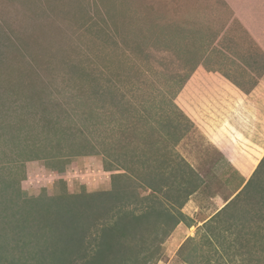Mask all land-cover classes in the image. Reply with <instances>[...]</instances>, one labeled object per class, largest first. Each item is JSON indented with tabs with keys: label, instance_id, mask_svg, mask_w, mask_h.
Returning <instances> with one entry per match:
<instances>
[{
	"label": "rangeland",
	"instance_id": "374dc122",
	"mask_svg": "<svg viewBox=\"0 0 264 264\" xmlns=\"http://www.w3.org/2000/svg\"><path fill=\"white\" fill-rule=\"evenodd\" d=\"M263 78L264 0H0V200L16 205L0 226L16 220L19 242L0 246V264H82L88 255L42 253L61 240L28 200L113 190L122 173L124 212L147 214L129 224L125 250L147 264H264V164L228 209L196 221L184 207L201 176L182 152L206 150L194 135L218 117L226 84L249 93ZM34 144L43 158L22 163ZM168 162L169 185L146 190ZM236 164L250 175L257 160ZM159 206L206 224L181 244L170 223L156 232L160 213L147 212ZM110 211L98 226L114 223Z\"/></svg>",
	"mask_w": 264,
	"mask_h": 264
},
{
	"label": "trees",
	"instance_id": "16d2710c",
	"mask_svg": "<svg viewBox=\"0 0 264 264\" xmlns=\"http://www.w3.org/2000/svg\"><path fill=\"white\" fill-rule=\"evenodd\" d=\"M228 76V75H227ZM229 77V76H228ZM230 78V77H229ZM239 85V84H238ZM244 86V85H243ZM242 85H239L242 89L245 91H250L251 89L244 88ZM38 144H34L33 147V152L30 154V156H26L23 160L22 158H19L22 160V163L24 161L28 160H35V159H41L43 157H40V153L37 148ZM44 153V155H47L49 152H43V151H49L47 148L46 149H39ZM84 153V152H82ZM38 156V157H37ZM35 157V158H33ZM37 157V158H36ZM18 159V160H19ZM18 160H16V165L19 164ZM186 166L191 168L192 166L185 162ZM264 164V157L262 158L261 162L259 163L258 167L253 173V176L248 180L246 185L242 188V190L236 195L234 199H232L223 209L218 211L216 215H214L211 219L215 218L218 214H220L225 208H229V205L233 204L235 201L238 200L239 195L241 192H243L252 182L255 174L258 172V170L262 167ZM165 165V166H164ZM169 162L163 163V166L159 163V165L156 166L159 167L156 170H151V172L155 175L153 177V180H146L147 185H146V190H151L154 191L155 194H158L159 192H162L164 189V186L169 185L162 177L160 176V173L166 172L168 173L166 169H168ZM116 168H108L107 170L113 171ZM128 169V168H127ZM193 170V167L191 168ZM26 173L24 172L23 177L25 178ZM127 175V173H122V174H112L113 176V183L115 185V188L113 190H105V191H97V192H84V193H79V194H71L67 192L65 195H59L56 197H48L47 199L42 197H38L35 199H29L28 202L30 201L31 207L35 210H40L42 209L44 212L41 214L42 220L45 222H41V225L43 227V232L45 233L47 229L52 232V230H56L58 233L59 237L58 240H61V246L58 249L54 250L53 247H51L54 251L50 249H46V251H43V254H85L88 256L84 260L82 264H147L150 263L152 260L149 258L144 257V255H141L142 251L139 253H133L132 251L125 250V242L127 239H129L128 234L130 232H135L133 229V226H129L131 221L136 220L140 221L142 217H145L147 214L141 215L140 217L133 216V214L129 215V212H124L125 206L128 204L126 202V199L115 196L114 190H122L123 189V182L121 186H117V180L114 181L116 177H121L122 175ZM158 174V175H157ZM120 175V176H119ZM248 176V175H247ZM4 178V177H3ZM263 179V178H262ZM200 180V179H199ZM198 180V181H199ZM20 179H15L11 183L13 187H15L17 184H19ZM193 184V192L197 190L199 187L200 183ZM202 182V179L199 181ZM1 186V184H0ZM6 186V185H5ZM168 187V186H167ZM189 190V191H190ZM186 190V196L185 200H187L188 195L191 194L192 192H189ZM119 192V191H117ZM189 192V193H188ZM114 193V194H113ZM188 193V194H187ZM3 195H0L2 198ZM1 202L0 200V218L1 221L3 220L4 217L9 216L7 214V211L12 208L5 207V205H9L10 203L13 204L15 207L16 205L13 202ZM38 204V205H37ZM162 204V203H160ZM164 205V204H163ZM35 206V207H34ZM109 208V209H114L116 208V211H110L111 216L115 217V221H113V224H109L103 227L98 226L99 220L96 218L99 216L100 208L101 207ZM160 207V206H159ZM227 208V209H228ZM28 211H24V213H31L34 212V210L27 209ZM147 213H160L161 216V221L158 224V230L156 231H166L168 223H170L171 228H175L181 221H184L186 219V215L182 211H178V214L173 211V209L167 208L166 206H161L160 209L157 207V209L150 208V210ZM11 214V213H10ZM162 214V215H161ZM156 215V214H155ZM24 217H27V215H24ZM3 223V222H2ZM9 224H4L3 226H0V246L2 248H10V250L15 248L19 245L15 244L10 241V231H14L17 227L18 222L16 220H13L11 222H8ZM92 227H94L92 231ZM91 229V230H89ZM17 230V229H16ZM54 230V231H55ZM89 230V231H88ZM48 231V232H49ZM92 231V232H91ZM91 232L89 237H86V244L81 249L82 247L78 249H74L75 245L74 243H77L79 246L82 245V243L78 240L77 236L82 235L84 237V233ZM155 234V233H154ZM157 236V234H155ZM84 241V238L81 239ZM192 240V238L187 239ZM186 241L184 243H186ZM44 242H47L44 241ZM14 245H13V244ZM21 243V242H20ZM48 243V242H47ZM49 244V243H48ZM59 244V245H60ZM16 249V248H15ZM71 251H74L73 253H70ZM128 253V254H127ZM149 253V252H148ZM145 253L144 254H148ZM150 254H155V252H152Z\"/></svg>",
	"mask_w": 264,
	"mask_h": 264
},
{
	"label": "crops",
	"instance_id": "0c3cea01",
	"mask_svg": "<svg viewBox=\"0 0 264 264\" xmlns=\"http://www.w3.org/2000/svg\"><path fill=\"white\" fill-rule=\"evenodd\" d=\"M217 79L219 82V78ZM225 86L227 88L224 94L220 92L224 101L220 99L222 102L219 101L220 106L214 112L218 117L194 135L196 140H205L206 150L203 144L200 146L201 150L195 149V153L188 145L182 147L183 155L202 179V184L184 207L186 215L192 220L203 218L205 213L210 215L208 218L216 215L242 190L264 157V78L249 93L237 85ZM188 110L195 115L199 111L194 110L192 104ZM255 159L257 164L248 176L236 164L247 166ZM205 220L201 219L191 225L184 223L185 221L180 222L172 233L173 239L183 244L194 236L193 232L196 233L206 224Z\"/></svg>",
	"mask_w": 264,
	"mask_h": 264
}]
</instances>
